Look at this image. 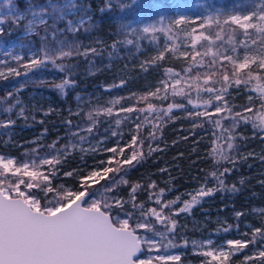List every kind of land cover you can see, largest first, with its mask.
<instances>
[{
  "label": "snow or ice",
  "instance_id": "6c2138e0",
  "mask_svg": "<svg viewBox=\"0 0 264 264\" xmlns=\"http://www.w3.org/2000/svg\"><path fill=\"white\" fill-rule=\"evenodd\" d=\"M134 2L135 0H131L126 7H131ZM3 4L4 7L0 8V36L5 33V24L19 27L21 21L25 22L24 35H39L38 30L42 29L44 36L41 37V43L28 66L39 70L41 66L46 67L51 63L61 73L67 72L68 75L62 82L55 85V88L63 93L75 83L71 79V68L75 65L65 66L58 61L69 57L78 59L80 56L87 57L90 53H96V49L92 47H85L81 52L79 49L83 45L78 42L69 43L66 38L68 34L79 35L81 30L88 32L93 27L90 23L91 17L88 21L85 20L90 8H85L76 0H43V3H34L33 0H3ZM22 4L25 5L23 11L20 8ZM111 7L109 4L106 9H101V12L105 13ZM202 8L206 14L191 17L193 22L200 21L198 34L196 28L185 33L190 37L192 50L188 66L175 73L173 69L165 68V78L158 82L156 92L148 94V97H156L160 88H163L161 100L169 99L170 94L172 98L182 97L186 102L169 103L166 109L158 111L152 103H147L146 108H125L122 106L125 97L113 99L109 102L111 106L98 108L95 117L89 113L88 122L91 126L86 129L88 133H93L103 122L100 119L101 114L112 117L113 106L117 105L119 111L125 114L143 113L142 120L135 124L137 133L144 123L149 127H156L149 119V114H152L162 127L165 114L171 113L173 108L181 109L186 113V118L193 120V129L203 127L205 122L211 124L214 129H220L216 139H223L228 151L216 145L210 154L215 156L216 163L227 161L232 167L213 171L210 175L218 186L206 189L202 185L195 195H191L190 200H184L183 206L175 210L177 215L189 212L193 205H197L201 199L214 191H238L235 184L228 189L225 181V177L234 170L238 159H241L233 133L241 125L248 124H251L254 135L257 132L264 133V0H233V6L227 13L210 4L203 5ZM189 19L185 15H178L167 28L161 27L158 30L154 24H148L142 31L165 32L171 31L173 27L180 31L182 29L178 26L188 25ZM61 24L63 27H59ZM86 24L88 26L84 27ZM238 34L244 38L236 41ZM8 35H12V29H9ZM48 36L53 37L51 42L47 40ZM225 36L227 44L231 47L225 46ZM217 41L221 43L216 45ZM128 43L131 44L132 41ZM213 45H216L215 50ZM197 46H200V51L196 50ZM240 48H243L242 52L239 51ZM166 50L175 51V47ZM180 55L188 57L189 52L184 51ZM163 57L162 51L157 59ZM14 58L20 60L19 56ZM8 71L20 75L15 69L9 68ZM121 84L123 85L124 81H121ZM239 87L254 95L247 97L249 106H241V111H234L238 106L230 104L226 97L231 96L230 88ZM202 94L209 97L202 100L205 110H190L187 105L200 107L192 97L202 99ZM12 96L13 93L8 92L7 97ZM148 97L141 99L146 101ZM209 105L215 114L223 113V116L214 119L213 113L207 110ZM14 108L19 109L17 116H24L26 109L18 99L4 111L12 112ZM196 119L201 122L197 123ZM223 121L228 122L227 127ZM15 123L12 117H8L6 120H0V127L8 129ZM115 123L120 125L121 121L116 119ZM109 132L111 137L123 135L111 128L105 129L104 143L110 139ZM73 136H79V131L73 133ZM156 138L155 131L150 132L148 137L138 138L137 135H132L131 143L126 145L131 149V155L123 161L116 160V156L125 151L124 147H119V140L116 141V146L102 149L111 153L107 161L98 162L95 166L101 169L103 174L95 169L86 175L79 170L64 173L65 176L77 178L78 187L73 188H65L63 184L55 185L53 180L76 145L65 144L57 148L56 142H53L51 145L38 144L40 149H49L43 154L35 149L22 157L0 154V264H170L180 262L181 255L167 250L187 247L189 243L193 249L200 250L197 254L204 258L201 264H228L232 255L242 252L250 244L255 251L253 255L245 256L243 264H253V261L264 264V244L260 243L264 241V219L261 220V227L252 229L250 239H229L213 246L211 239L189 242L181 238V244L177 245L173 236L178 221L174 218L172 210L180 197L167 202L165 207L169 212L165 215L164 208L159 211L155 207L144 210L142 206L137 213L135 203L131 211H125L126 202L110 195L121 184L127 183L124 175H127L134 162L138 164L144 159L145 154L138 150L139 146L147 140L149 154L158 150L151 146V141ZM79 139L83 142L86 138L79 136ZM80 151L95 153L94 148H81ZM242 159L246 160L247 157ZM260 159L264 161V155ZM113 163L117 166L102 167ZM109 173L113 175L108 177ZM117 174H121L119 179L116 178ZM89 177L98 179L90 180ZM101 179L106 181L105 184L99 188L93 187V184H98ZM239 183L243 184L244 181L240 180ZM138 187L139 185L132 186L129 193L131 201H135ZM242 215L244 213H236L237 217ZM152 217L155 219L152 220ZM157 224L163 225V228L158 230ZM223 231L229 232L230 227L224 228ZM154 250L164 251L163 254L153 256L151 253ZM142 256L146 258L141 259Z\"/></svg>",
  "mask_w": 264,
  "mask_h": 264
},
{
  "label": "trees",
  "instance_id": "16d2710c",
  "mask_svg": "<svg viewBox=\"0 0 264 264\" xmlns=\"http://www.w3.org/2000/svg\"><path fill=\"white\" fill-rule=\"evenodd\" d=\"M35 1L40 0H33V2ZM165 1L135 0L131 7H126L131 2V0H128V3L121 11L129 16H136L144 9H150L152 4L158 2L164 5ZM224 1L225 4L231 5V7L233 6V0ZM236 2H239V0H236ZM90 4L93 8L90 20L93 27L88 32L81 30L79 35L68 34L66 38L70 43L93 39L98 40V43L94 47L96 49L95 55L90 53L87 57L80 56L78 59L69 57L58 61L65 66L75 65V67L71 68V79L75 82L73 85L67 87L63 93L58 91L55 85L61 83L68 73H61L51 63H48L46 67L41 66L39 70H56L58 75H60V79L54 83L49 81H28L24 77L19 79L17 75H10L0 79V110L12 102L18 85H21L24 90L35 88L46 92L59 105L60 112L58 114L50 113L39 120L30 118L29 120L25 119L22 121V125L27 129L26 131L41 135V145H51L53 142H56V147L59 148L61 145L71 144L76 137L73 136V133H75L73 131L82 128L88 123V117L83 115L77 116L75 114L65 115L66 113L63 111V108L66 104L70 105L73 103L72 97L79 87L83 86L88 89L99 88L106 83L108 80L105 77L106 70L102 68L97 72L89 73L88 63L93 59L103 58L108 53L113 57V63H119L124 67V72L118 80L111 84L110 91L120 95L119 98L135 92V95L124 99L122 104L129 101L133 104V108H146L147 103H152L156 105L159 111L166 109L169 103L186 102L184 98H172L170 94L169 99L157 101L148 97L147 94L156 81L165 78V68H171L175 73L187 67L191 60L192 50L189 51L188 57L176 58L169 51L165 50L163 51L164 57L162 59H157L159 55L152 59L153 48H151L149 43H145L144 38L146 35L141 37L134 31L128 32L119 29L116 22L110 19V15L119 11L118 5L115 2H103L100 0L97 2L90 1ZM109 4L112 5L111 9L102 13L101 9H106ZM20 8L24 10L25 5H20ZM24 23V21H21L19 27H15L12 24H5V33L0 37L3 39L27 40L32 45L38 46L41 43V37L44 36L43 30H38L39 35H20L24 29ZM87 26L86 24L84 27ZM9 29H12L11 36L8 35ZM50 38L51 36H48L47 40ZM243 38L241 34H238L236 41ZM128 41H132V43L130 44ZM202 43L207 44V42ZM220 43V41H217L216 45ZM224 43L226 47H231V45L227 44V36H225ZM216 45L212 46L214 50ZM196 50L200 51V46H197ZM239 51L242 52L243 48H240ZM150 60L152 62L148 63ZM142 64H145V68L141 67ZM23 71L26 74H30L38 70H33L27 66ZM121 81H124L123 85ZM229 91L231 96L226 97V99L230 101V104L238 106L234 111H241V106H249L247 97L248 95H254L252 92L246 91L243 87L230 88ZM8 92H12L13 96L7 97ZM141 97L148 98L145 101ZM208 98L207 95L203 94L202 99H197L193 96L192 99L195 104L200 105V107L194 108L191 104L187 105V107L193 111H204L202 100ZM258 106L259 101L257 100L256 107ZM207 110L213 113L214 119L223 116V113L215 114L211 105L208 106ZM130 115L134 125L143 118V113L134 112L130 113ZM114 116L115 114H112V117H106V119H111ZM104 117L101 115L100 119ZM149 119L156 127H149L148 124L144 123L138 133L135 127L133 128V135H137L138 138L148 137L150 132L155 131L157 138L151 141V146L152 148H158V150L152 151L149 154L147 140L142 146H139L138 150H142L145 154L144 159L138 164L134 162V165L128 170L127 175H124V180L127 183L121 184L110 195L121 198L126 202L125 211H131L133 203H135L137 205V213H139L142 206L144 210L155 207L159 211L161 208H164L165 215H168L169 212L165 207L167 202L180 197L179 200H176V204L172 210L174 218L178 221V226L173 236L174 243L177 245L181 244V238L189 240V238L196 236V228L198 226L202 227L201 224H203V231H209L216 236V239L233 237L235 233L241 230H246L248 234L245 235V239H250L252 231L244 225L252 224L256 225V227H261V212L264 208V174H262L264 161L260 159L264 155V133L257 132L254 135L251 124L247 126L241 125L233 133L236 136L234 143L238 145V155L241 159H238L234 170L225 177V181L228 189H231L232 185L235 184L238 191H214L211 195L201 199L197 205H193L189 212L179 213L177 215L175 210L183 206L184 200H190L191 195H195L196 190L202 185L206 189L218 186L210 175L213 171L218 169L222 171L225 168L232 167L227 161L216 163L215 156L210 154L216 145L228 151L226 143L223 139H216V136L220 134V129H214L209 123L205 122L203 127L193 129V120L186 118V113L181 109L173 108L171 113H166L165 123H163L162 127L159 126L152 114H149ZM67 121H71L72 123L68 124L66 123ZM196 122L200 123L201 121L196 119ZM223 123L225 127L228 126L227 121H223ZM99 126L93 133L99 130ZM84 133L88 135L93 134L88 133L86 130ZM122 133L121 143L124 145L125 151L122 155L116 156V160L120 161H123L131 155V149L126 146L131 143V138L128 134ZM36 150L41 153L49 151L47 148H37ZM0 152L12 154L14 157H22L23 154L27 153L19 152L12 145H0ZM250 153L251 155H249ZM95 157L86 156L85 162H90ZM243 157H247V159L244 160L242 159ZM75 160L74 156H68L64 161L65 167L63 169L78 170L84 165L79 164L76 166ZM116 166L115 163L108 164V167ZM112 175V173H109L108 177ZM120 175L117 174L116 178L119 179ZM62 180L76 186V182L72 176L62 178ZM240 180H243L244 183H239ZM105 182L104 179H101L98 184H93V187L99 188ZM133 185H139L136 189L135 201H131L129 197ZM237 212L244 213V215L237 217ZM154 219L152 217V220ZM156 227L160 230L163 228V225L157 224ZM226 227H230V231L227 233L223 231ZM139 231L143 232L144 230ZM260 243L264 244V241H260ZM253 249V246L250 244L242 252L232 255L228 264H240L242 258L250 254ZM172 250H182L185 255L181 256L180 262H170V264H193L201 260L199 256L189 253V245L187 247H177ZM161 251L163 252L164 250Z\"/></svg>",
  "mask_w": 264,
  "mask_h": 264
},
{
  "label": "rangeland",
  "instance_id": "374dc122",
  "mask_svg": "<svg viewBox=\"0 0 264 264\" xmlns=\"http://www.w3.org/2000/svg\"><path fill=\"white\" fill-rule=\"evenodd\" d=\"M90 1H100V0H76L80 5H83L85 8H90V11L88 13V16H85V20L88 21V18L91 17L93 13V8L90 4ZM103 2H115V4L118 5V12L113 13V15H110V19L115 21L118 28L125 30V31H134L139 34V36L144 38L145 43H149L151 45L152 49V59H154L156 56L160 55V52L165 51L166 49H170L173 46L175 47V51H169L174 57L176 58H183L184 56H181L180 53L184 51H190V44L191 40L190 37L186 36V32H190L192 28L197 29V34L199 32V23L200 21H192L191 17L194 15L199 14H206V12L203 11L202 6L203 5H213L217 8H220L222 11L227 13L232 7L231 5L225 4L224 0H166L164 2V5L161 3H154L152 4L150 9H144L142 12L138 13L136 16H129L125 13H122L121 9L128 3V0H101ZM39 2L43 3V0L35 1L34 3ZM3 0H0V8H3ZM23 11V10H21ZM178 15H185L189 17V24L178 26L180 31H177L176 27H173L171 31H165L160 32L156 31L154 33H144L142 31V28L145 25L148 24H154L156 28L159 30L161 27L167 28L171 21L178 18ZM25 25V23H24ZM59 27H63V24L59 25ZM25 32V26L20 35H24ZM207 34V33H206ZM58 39L60 37H57ZM53 37L48 39L49 42H51ZM70 43V41L68 40ZM79 44L83 45L79 50L82 52L85 47H92L94 48L95 45L98 43V40H84L82 42H78ZM36 45H32L30 42H27V40H21V39H3L0 37V79L6 78L10 75H15L14 73H9V68L15 69L17 72L21 74L19 75V79L23 78L26 80H32L36 82H43V81H49V82H55L60 79V75L56 72V70H38L37 72L26 74L25 68L29 65V61L33 56V53L37 50ZM19 56L20 60H16L14 57ZM42 56V54H41ZM113 57L110 56V54L104 55L103 58L93 59L91 62L88 63L89 66V73H94L102 68L106 70L105 77L108 78L106 83L104 85H101L99 88H92L88 89L83 86L79 87L73 97H72V104H66L63 108V111L66 113L65 115L69 114H75L77 116L83 115L88 117L89 113H92L93 117H95L97 109H103L110 105V101L113 99L119 100V96L116 92L110 91V86L113 82H116L118 78L121 76V74L124 72V67L120 65L119 63H113L112 61ZM152 60H150L148 63H151ZM147 64V63H146ZM142 68H145V64H142ZM162 79L156 81L151 89L148 91V94L151 92H156L158 87V82ZM163 88H160V93L156 97H151L157 101H162L161 97L163 96ZM147 94V95H148ZM135 95V92H131L128 95H124L125 98ZM19 100L21 102V106L26 109L25 114L23 117L17 116L16 112L19 111L18 108H14L12 112L6 113L4 111L5 108L9 106H5L3 109L0 110V120H6L8 117H12L16 123L15 125L11 126L10 128L6 129L4 127H0V145L7 146L12 145V147L19 152H27L29 150L37 149L38 144L41 145V135L34 134L33 132L26 131L27 129L22 125V121L25 119L35 118V119H41L42 117L47 116L50 113L58 114L60 112L59 105H57L56 101L53 100L46 92L40 91L38 89L32 88V89H22L21 85H18L14 96L12 98L13 103L15 100ZM10 103V104H11ZM123 107H133V104L129 101H126L124 104H122ZM113 114L115 116L111 119H106L105 116L103 119H101L103 122L100 123L99 130L96 133H93L91 135H88L87 133H84V131L90 127V123H86L82 128L75 129L73 132L77 133L80 131L79 136H84L86 139L81 142L79 139V136H76L74 140L71 142V144L76 145L75 149L71 151V155L75 157V164L78 166L79 164H84L79 171H81L82 174H87L88 172L92 170L101 171V169L96 168L98 162L101 161H107L109 159V156L111 153L102 151L104 148H112L116 146V141L119 140L120 144L119 147H124V145L121 143V136L117 137H111V133H108V136L110 139H108L107 143L103 142V137L105 135V129H113L118 132H124L130 136V138L133 135V128L135 125L133 124L132 118L130 113L125 114L119 111V105L113 106ZM119 119L121 121L120 125H117L115 123V120ZM97 141H100L98 144ZM95 149V153L91 151L87 152H81L80 149ZM0 154L9 155L11 157H14L12 154L9 153H3L0 152ZM43 154V153H41ZM104 154L103 156H101ZM69 155V156H71ZM119 155V154H118ZM86 156H96L95 159H92L90 162H85ZM81 157H83V160H81ZM127 158V157H126ZM107 166L108 164L102 165ZM65 167V164L63 162L60 173L57 172L56 178L53 180V183L55 185L63 184L65 188H73L78 186L77 185V178L72 177L73 180L76 182V186H73L72 183H67L62 178H66L68 176H65L64 173L71 172L73 169H63ZM264 168V167H263ZM101 174L102 171H101ZM262 174H264V169L262 171ZM90 180H96L98 177H89ZM258 210V209H257ZM264 219V208L261 212V220ZM203 227V224H201ZM245 227H248L250 231L256 225L252 224H245ZM202 227H197L196 232L197 235L189 238V242L192 240L196 241H204L207 239H211L215 245H219L222 241H227L229 239H245V235L248 234L246 230H241L240 232L235 233L233 237H226L222 239H216V236L210 233L209 231H203ZM142 232V231H141ZM190 251L189 253L194 254L196 256H199L201 258L200 261L193 263V264H201V261L204 259L201 255H198L197 252L200 251L198 249H193L191 246V243H189ZM255 249L251 251L250 254L246 256L253 255ZM170 253L179 254L181 256L185 255L182 250H168ZM158 254H163V252L160 250L159 252L153 251L151 255L155 256ZM146 258V256H142L141 259ZM245 256L242 258L240 264H243ZM257 261H253V264H256Z\"/></svg>",
  "mask_w": 264,
  "mask_h": 264
}]
</instances>
